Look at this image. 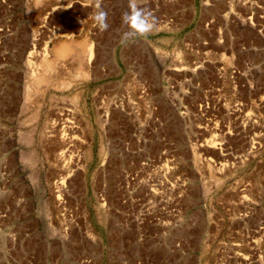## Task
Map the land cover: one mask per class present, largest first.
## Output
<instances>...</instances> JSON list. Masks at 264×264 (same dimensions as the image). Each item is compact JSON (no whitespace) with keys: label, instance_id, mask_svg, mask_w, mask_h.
Here are the masks:
<instances>
[{"label":"rangeland","instance_id":"obj_1","mask_svg":"<svg viewBox=\"0 0 264 264\" xmlns=\"http://www.w3.org/2000/svg\"><path fill=\"white\" fill-rule=\"evenodd\" d=\"M231 1L139 0L157 25L124 39L129 0H0V264H264V89L216 98L217 117L199 110L213 105L206 78L228 63L201 28L215 13L239 24L264 14L263 0L246 15ZM241 30L234 56L264 74V35ZM61 41L79 53L55 54L53 67L43 48L52 58ZM198 61L211 64L207 76ZM162 138L171 144L166 189L152 182L150 160ZM124 199L149 238L113 235ZM166 202L178 216L161 214Z\"/></svg>","mask_w":264,"mask_h":264},{"label":"bare ground","instance_id":"obj_2","mask_svg":"<svg viewBox=\"0 0 264 264\" xmlns=\"http://www.w3.org/2000/svg\"><path fill=\"white\" fill-rule=\"evenodd\" d=\"M251 0H241V5L243 7H245L246 9H248V11H246V14H249V10L251 9ZM234 0L231 1V6H233ZM209 6H212L209 5ZM64 9H66V6H63ZM232 12V9H230ZM261 10L264 11V0H263V5H261ZM151 13H153V11H151ZM212 20L211 21H207L205 24V28H201L204 32L208 33L210 35V37L214 36V38L217 37V39L215 40L214 43H216L217 45H222L224 47H226V50L230 53V55H228L227 52V59H228V63L226 64V66H224L223 64L220 65L219 67H215V73L214 76H209L208 75V80L206 78V81L209 82V87L211 89V94L209 95L211 98H213V105L211 106L209 104V101L207 102L206 100H202V102H200L199 105V110L200 111H205L206 113H210V115H212L213 117H217L218 114H221V107H220V103L219 101H215L216 98L220 97V96H225V94L229 95V96H233V97H240L243 95V93L247 92H251V91H255V90H260L261 88L264 89V74L258 70L256 75H255V69L253 71H248L246 66L244 65V60H245V54L243 52L238 53L234 56L233 54V48L235 47L236 43L242 42L244 39H240L235 32H237L239 29H242L241 31H243L244 33L248 30V28H251V24L256 20L257 25H264V20H259L256 19L257 16L252 12L250 13L249 17H243L242 21L240 22V24L237 22V17L235 19V15L234 13H229V12H225V13H215L211 16ZM229 18V22H227V19ZM233 20V21H231ZM251 20V21H249ZM231 22V23H230ZM243 22V24H242ZM262 23V24H261ZM207 24L211 26V28L207 27ZM211 29H216L215 32H212ZM247 29V30H246ZM236 30V31H235ZM234 34V36H233ZM261 36L264 35V31L263 33H259ZM66 37H70L71 34H66ZM258 36V37H261ZM207 40V41H206ZM213 42L212 38L205 39L204 42H201V39L197 40L196 46L199 48H203L204 50L206 48H208L210 46V42ZM243 43V42H242ZM241 43V44H242ZM75 44H73L72 42L69 41H61V42H57L55 43V49H54V53L52 55V58H47L46 57V45H44L43 48V58L42 60L45 61L47 60L48 64H52L53 62L55 63L56 60H54L55 58V54L65 58L66 56L73 54V56H77L79 51H78V47H74ZM77 49V50H76ZM82 49V50H81ZM210 50V49H209ZM78 51V52H77ZM80 51H82L87 57H86V61L89 62L92 56V48L91 46L86 43H82L81 47H80ZM207 53V51H206ZM80 55V54H79ZM57 56V57H58ZM56 57V58H57ZM247 58L255 63L253 61V58L251 59L250 55H247ZM208 62H212L211 60L208 59ZM53 65V64H52ZM209 63L206 62H202V61H198V65L196 66V69L199 68L198 71L199 74H204L207 76V68ZM230 65H234L236 67V69H239L237 72V74L232 76V81L231 79L228 77L229 75V66ZM55 65H53L54 67ZM51 65H50V71H51ZM45 69V68H44ZM53 69V68H52ZM47 72V69H46ZM205 76V77H206ZM44 79V77H43ZM200 84V81L198 83H195V85L198 87ZM229 84H231L232 88H229ZM252 88V89H251ZM227 90V91H226ZM207 92V91H206ZM67 117V116H66ZM65 118V117H64ZM68 121V119H66ZM63 121V119L61 121ZM54 125V123H53ZM161 126V125H160ZM264 127V124L262 125ZM54 127V126H53ZM71 127V126H70ZM52 128V127H51ZM52 131V129H51ZM162 141V149L158 150V152L150 159L153 162H156V170L157 174H152L153 176H157L155 181H152L155 186L157 185H162L164 186V188H167V185H171L168 181V177H169V169H168V156H169V152H170V143L168 139H161ZM150 157V156H149ZM125 176H128L127 173H125ZM161 186V187H162ZM128 187V186H127ZM130 193V192H129ZM131 194V193H130ZM104 204H106V199L105 197L102 198ZM134 202L133 199L130 200V202H128L126 199H124V201H122L123 204V208L117 207L118 208V213H115L117 216H120V219L116 221L117 224V230L116 228H114V233L113 235H115L117 237V240H120V238H126V234L128 232H135L137 233L136 236H139L137 238V240L139 239V241L141 242L143 240V238H149V236H151V233H148V231L142 227V225H144V221L146 219H138L137 215L135 216V214H133V210H134ZM128 208V210H126ZM172 208L171 210H168ZM161 214L166 215L167 217L170 216H178L179 215V206L178 205H173V207H171V203L169 204L168 202H166V204H161L159 209H158ZM149 214H147L148 219L149 218ZM140 220H143L140 221ZM147 221V220H146ZM149 221V220H148ZM151 223V221L149 222ZM177 223H180V221H177ZM176 222H174L173 224H171L170 221H164V224L169 226H175V227H179V224H177ZM122 240V239H121ZM119 242V241H118ZM123 244L119 245L118 247L121 252L124 253V249L122 248ZM177 247L179 248V245H177ZM126 253V252H125ZM117 255V251L116 254ZM118 256V255H117ZM121 256H123L121 254ZM147 256V255H146ZM124 257V256H123ZM147 259V258H146ZM124 264H127V262H124ZM139 264V263H138Z\"/></svg>","mask_w":264,"mask_h":264},{"label":"clouds","instance_id":"obj_3","mask_svg":"<svg viewBox=\"0 0 264 264\" xmlns=\"http://www.w3.org/2000/svg\"><path fill=\"white\" fill-rule=\"evenodd\" d=\"M128 9L122 16V22L129 28V31L123 34V38L128 39L134 36L146 37L149 35L157 25V21L152 13L142 7L139 0H129ZM94 20L101 32L109 29L108 13L99 4L97 5Z\"/></svg>","mask_w":264,"mask_h":264},{"label":"built area","instance_id":"obj_4","mask_svg":"<svg viewBox=\"0 0 264 264\" xmlns=\"http://www.w3.org/2000/svg\"><path fill=\"white\" fill-rule=\"evenodd\" d=\"M259 7V6H258ZM250 16V15H249ZM248 16V17H249ZM261 17V20H264V14L263 15H261L260 16ZM249 21H251V20H249ZM257 23L258 22H253L250 26L252 27V28H254L255 29V27H257V28H259V30H258V33H263V31H264V25H262V26H260V25H257ZM262 24V23H261ZM243 48V50H245V48H246V45L244 46V44L243 45H241ZM245 66H247L246 68H247V70L248 71H250L251 69H249V67H248V63L246 64L245 63ZM239 69H236V67L234 66V65H231L230 67H229V75H228V77L231 79V81H232V76L233 75H235V74H237V73H239V72H237Z\"/></svg>","mask_w":264,"mask_h":264}]
</instances>
